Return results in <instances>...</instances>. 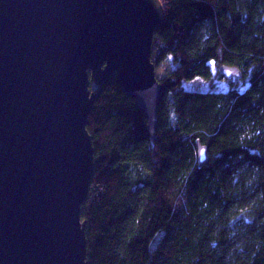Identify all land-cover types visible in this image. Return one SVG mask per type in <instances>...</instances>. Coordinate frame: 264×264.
<instances>
[{"label":"trees","instance_id":"obj_1","mask_svg":"<svg viewBox=\"0 0 264 264\" xmlns=\"http://www.w3.org/2000/svg\"><path fill=\"white\" fill-rule=\"evenodd\" d=\"M160 1L151 60L177 68L160 80L155 140L115 74L88 117L86 263L264 264V0ZM223 65L241 78L184 87Z\"/></svg>","mask_w":264,"mask_h":264},{"label":"water","instance_id":"obj_2","mask_svg":"<svg viewBox=\"0 0 264 264\" xmlns=\"http://www.w3.org/2000/svg\"><path fill=\"white\" fill-rule=\"evenodd\" d=\"M163 19L160 0H0V264H87L88 117L115 74L155 140L163 87L151 57ZM196 146L203 166L207 148Z\"/></svg>","mask_w":264,"mask_h":264},{"label":"rangeland","instance_id":"obj_3","mask_svg":"<svg viewBox=\"0 0 264 264\" xmlns=\"http://www.w3.org/2000/svg\"><path fill=\"white\" fill-rule=\"evenodd\" d=\"M176 68H177V65L173 63L172 57L170 55H167L160 64L155 65V76L157 79L161 80L165 76L173 72ZM227 80L232 81V82L236 81L235 78L227 79ZM225 81L226 80L224 79L217 80L215 77L213 78V80L209 82L198 79V80L185 82L184 87L187 90H192V91L224 89L226 87Z\"/></svg>","mask_w":264,"mask_h":264},{"label":"snow or ice","instance_id":"obj_4","mask_svg":"<svg viewBox=\"0 0 264 264\" xmlns=\"http://www.w3.org/2000/svg\"><path fill=\"white\" fill-rule=\"evenodd\" d=\"M200 155H201V158H203V156H204V152H203V150H201Z\"/></svg>","mask_w":264,"mask_h":264}]
</instances>
